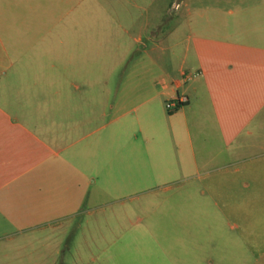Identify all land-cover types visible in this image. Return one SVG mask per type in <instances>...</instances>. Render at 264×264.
Returning <instances> with one entry per match:
<instances>
[{
    "label": "rangeland",
    "instance_id": "obj_1",
    "mask_svg": "<svg viewBox=\"0 0 264 264\" xmlns=\"http://www.w3.org/2000/svg\"><path fill=\"white\" fill-rule=\"evenodd\" d=\"M211 2L46 1L54 42L66 36L63 25L83 45L79 55L52 59L51 177L0 216V264H264V150L197 148L196 167L162 171L157 150L141 138L140 101L110 108L125 96L116 86L127 78L130 57L144 50L157 57L156 43L187 34L188 8ZM126 52L111 70L114 55L120 64ZM92 61L101 81L88 88L89 73L76 69Z\"/></svg>",
    "mask_w": 264,
    "mask_h": 264
},
{
    "label": "crops",
    "instance_id": "obj_2",
    "mask_svg": "<svg viewBox=\"0 0 264 264\" xmlns=\"http://www.w3.org/2000/svg\"><path fill=\"white\" fill-rule=\"evenodd\" d=\"M43 1L0 0L1 217L13 212L12 205L22 193L27 197L40 191L51 177L52 59L54 55H79L83 45L79 35L69 40L63 25L60 28L66 36L59 45L54 42L52 7ZM251 1L213 0L210 5H193L188 8V31L183 39L156 43L151 49L159 51L157 57L147 50L130 57L124 69L127 78L116 86L125 96L110 108L118 111L140 101L141 138L157 150L156 165L162 171L196 167L197 148L203 152L216 148L220 153L233 144L238 150H264V0ZM96 25L100 27L101 22ZM118 27L128 31L119 23ZM166 51H171V57ZM129 55L120 54V64L114 55L111 70ZM98 66L92 61L87 68L76 69L82 75L89 73L88 88L100 87ZM182 70L197 75L178 82ZM60 72L67 76L69 70L64 67ZM176 93L185 94L188 101L168 113L163 103ZM60 104H68L62 93ZM77 170L85 176L82 168Z\"/></svg>",
    "mask_w": 264,
    "mask_h": 264
},
{
    "label": "built area",
    "instance_id": "obj_3",
    "mask_svg": "<svg viewBox=\"0 0 264 264\" xmlns=\"http://www.w3.org/2000/svg\"><path fill=\"white\" fill-rule=\"evenodd\" d=\"M178 5L176 4L175 8H177ZM197 75V72H189L186 70H182L179 73L178 76V82H186L192 78H194ZM188 101V97L185 94H175V96L171 99H167L165 100V109L168 112H174L175 110H177L178 108H180L181 106L185 105Z\"/></svg>",
    "mask_w": 264,
    "mask_h": 264
},
{
    "label": "trees",
    "instance_id": "obj_4",
    "mask_svg": "<svg viewBox=\"0 0 264 264\" xmlns=\"http://www.w3.org/2000/svg\"><path fill=\"white\" fill-rule=\"evenodd\" d=\"M168 113H172V112H168Z\"/></svg>",
    "mask_w": 264,
    "mask_h": 264
}]
</instances>
